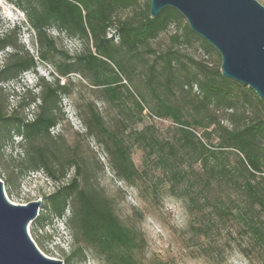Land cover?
<instances>
[{"label":"trees","instance_id":"obj_1","mask_svg":"<svg viewBox=\"0 0 264 264\" xmlns=\"http://www.w3.org/2000/svg\"><path fill=\"white\" fill-rule=\"evenodd\" d=\"M10 1L26 14L12 29L33 31L37 55L19 46L11 34L0 36V51L13 48L0 66V143H14L19 136L14 143L21 151L15 163L18 173L41 171L57 183V188L44 198L52 217L61 219L71 237L66 261L84 260L90 250L106 264H140L139 231L119 219L112 199L90 180L87 165L75 149L65 146L60 134L51 135L60 120L62 96L72 93L71 82L60 84V78L71 74L82 77L98 99L120 107L121 114L106 118L92 100L84 109L74 103L85 136L97 141L119 180L138 190L148 184L155 196L163 187L168 195L179 199L188 216L187 230L193 237L208 238L215 223L231 219L251 242L242 250L243 257L256 249L264 259V103L257 94L222 76L220 65L211 67L192 58L186 61L170 45L156 56L161 60L159 68L154 63L149 65L147 83L150 93L158 99L152 111L158 117L173 119L176 131L171 138H162L152 124L137 128L138 120L133 119L132 109L142 112L145 95L137 86L126 84L131 82V76L121 53L133 56L143 46L155 52L149 40L183 16L165 7L150 17L149 3L143 10H134L138 0ZM129 8L132 14L120 18L118 13ZM50 27L77 37L82 42L81 52L68 54L58 49L47 32ZM111 28L117 32L118 42L107 37ZM183 29L186 40L193 37L206 52L219 55L187 23ZM38 64L52 65V80L38 73ZM27 71L35 74L34 84L20 85L19 91H13L22 112L18 108L9 110L1 85L18 82ZM158 75L162 77V82H157L159 90L151 86ZM176 93L191 104L190 110H185L189 118L170 100L169 96ZM127 99L133 107L124 111L121 103ZM29 107L31 118L24 113ZM198 127L202 128L201 134L196 132ZM212 136L217 139L215 143L210 142ZM133 146L143 152L141 169L130 157ZM69 170L72 175L64 182ZM149 177L155 178L151 184ZM66 208L70 215L64 218ZM35 219L39 221L40 217ZM47 238L52 239L51 235ZM203 253L213 261L220 255L214 248L203 249Z\"/></svg>","mask_w":264,"mask_h":264},{"label":"rangeland","instance_id":"obj_2","mask_svg":"<svg viewBox=\"0 0 264 264\" xmlns=\"http://www.w3.org/2000/svg\"><path fill=\"white\" fill-rule=\"evenodd\" d=\"M74 1V0H73ZM150 0H138V5L134 10L140 11L145 8V4ZM264 5V0H258ZM132 8L121 10L118 15L120 18H126L132 14ZM26 14L17 8L15 3L10 0H0V36L11 34L16 38L19 46L26 49L29 54L37 55L35 44L32 42L34 33L32 30H25L20 27L12 29L14 24H18L21 19H25ZM182 20L171 23L168 28L162 31L155 39L149 40V45L155 52L146 49V46L139 47V53L131 55L130 53H121L128 70L130 71L131 82H126L131 86L135 85L145 95L143 110L136 113L132 102L127 99L121 108L133 107L134 120H138L137 128L152 124L157 134L162 138H171L177 128V124L170 117H158L152 110L158 104L157 96L150 93L147 83L149 65L155 64L156 68L161 65V60L156 56L172 45L182 55V58L189 61V58L200 60L208 66L220 65V56L210 51L206 52L200 41L184 36V24ZM21 25V24H20ZM15 30V31H12ZM47 32L55 39L56 47L66 51L68 54L79 53L82 50V42L77 37L68 36L59 31L56 27H50ZM177 35V40H172V36ZM107 37H111L114 42H118V34L114 29L108 31ZM11 46L0 51V66L6 55L12 52ZM57 57H62L57 54ZM38 73L45 79L52 80L49 71L53 69L52 65L38 64ZM36 76L33 72H25L19 81L12 80L3 83L2 93L9 104V110L18 108V99L13 95V91H19L20 85L31 86L34 84ZM71 82L72 93L70 96H62L60 106L59 123L51 129V135L60 134L65 146L74 148L78 156L82 157L87 165L85 171L89 174L90 180L98 187L103 189L106 196L112 199L114 211L119 219L134 227L139 231V252L137 257L140 264H264L256 249L249 252L248 257H243V249H247L248 237L243 233V229L232 221L226 219L218 221L213 226L208 238L193 237L187 230L188 216L185 212L182 202L168 195L162 187L155 196L150 190V186L140 190L127 186L119 180L107 163V156L92 137L85 136V129L80 119L76 115L74 103L81 109H84L89 100L94 101L95 106L102 111L106 118H114L121 114L120 107L108 105L103 100L98 99L92 92L91 86L79 75L71 74L69 77L60 78L61 83ZM123 82H125L123 80ZM157 82H162L160 75L155 76L151 86H157ZM196 91V88H193ZM160 93V98L163 99ZM170 100L176 106L182 108L184 117L189 118L185 110H190L191 104L182 99L178 93L175 96L170 95ZM34 106V105H33ZM22 112L21 109H16ZM31 118L32 107L24 110ZM129 130V129H128ZM128 130L126 132H128ZM202 128L198 127L196 132L201 134ZM20 139L16 136L14 143ZM217 139L212 136L211 141L215 143ZM11 141H2L0 143V179L3 181V188L6 198L12 203L26 204L35 199H41L42 203L38 211L39 221L34 219L28 228L30 237L35 242L37 248L46 256L60 259L63 264H106V262L87 250L84 260H73L69 263L66 256L72 247V240L68 232L63 230L61 219L52 217L49 206H46L45 195L53 192L57 188V183L48 178L41 171H31L25 174L18 173L15 167L16 160L21 151ZM210 144V143H209ZM130 157L137 168H142L143 152L141 149L133 146L130 151ZM231 161L234 156L229 154ZM72 175V170L68 171L63 181H67ZM11 177V180L9 178ZM149 183L155 181V178L149 177ZM70 215V209L64 211V218ZM37 216V217H38ZM63 220V219H62ZM35 227L33 233L32 227ZM51 235V240L47 238ZM214 248L220 251L218 260L213 261L203 253V249ZM241 249V250H239Z\"/></svg>","mask_w":264,"mask_h":264},{"label":"water","instance_id":"obj_3","mask_svg":"<svg viewBox=\"0 0 264 264\" xmlns=\"http://www.w3.org/2000/svg\"><path fill=\"white\" fill-rule=\"evenodd\" d=\"M178 11L190 30L220 55V73L253 90L264 103V5L258 0H150L149 15ZM42 200L6 198L0 179V264H63L44 255L28 232Z\"/></svg>","mask_w":264,"mask_h":264},{"label":"clouds","instance_id":"obj_4","mask_svg":"<svg viewBox=\"0 0 264 264\" xmlns=\"http://www.w3.org/2000/svg\"><path fill=\"white\" fill-rule=\"evenodd\" d=\"M63 225V224H62ZM65 228H64V226H63V230H64Z\"/></svg>","mask_w":264,"mask_h":264}]
</instances>
